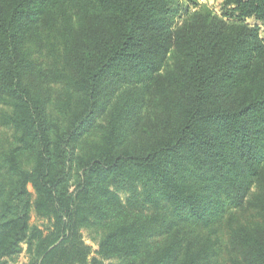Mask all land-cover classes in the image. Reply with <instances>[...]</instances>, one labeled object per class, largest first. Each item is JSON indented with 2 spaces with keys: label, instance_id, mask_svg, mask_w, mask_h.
Instances as JSON below:
<instances>
[{
  "label": "trees",
  "instance_id": "16d2710c",
  "mask_svg": "<svg viewBox=\"0 0 264 264\" xmlns=\"http://www.w3.org/2000/svg\"><path fill=\"white\" fill-rule=\"evenodd\" d=\"M0 126V264H264V0H0Z\"/></svg>",
  "mask_w": 264,
  "mask_h": 264
},
{
  "label": "rangeland",
  "instance_id": "374dc122",
  "mask_svg": "<svg viewBox=\"0 0 264 264\" xmlns=\"http://www.w3.org/2000/svg\"><path fill=\"white\" fill-rule=\"evenodd\" d=\"M197 1H200L202 3H204L203 1H206L207 5H209L212 9H214L218 14H220V15L222 14V5H223L224 0H197ZM248 22L250 24H252V25L256 24V22L253 19H249ZM168 64L169 65L172 64V60H169ZM6 133H7V130L0 126V136L1 135H5ZM31 190H32V188H31ZM254 191H255V189H253L251 191V194H250V196L248 198L249 200L252 198V194L254 193ZM122 196L124 198V194H122ZM247 203H248V201H247ZM31 223L34 224V225H40V226L43 225V221L39 220L37 218V216L35 214V211H33V213H32ZM84 238L87 240V242L89 244L93 245L95 250L97 249V245H96V243L93 240H91L88 231H84ZM27 262H28V257L26 255V253H23L20 256L19 260L16 263H13V264H27ZM111 262H114V260L106 261L105 264H110Z\"/></svg>",
  "mask_w": 264,
  "mask_h": 264
},
{
  "label": "built area",
  "instance_id": "2783aa9c",
  "mask_svg": "<svg viewBox=\"0 0 264 264\" xmlns=\"http://www.w3.org/2000/svg\"><path fill=\"white\" fill-rule=\"evenodd\" d=\"M203 2H204V3H202V2L199 1L200 4H205V5H207L206 1H203ZM208 6H209V5H208ZM209 7H210V6H209Z\"/></svg>",
  "mask_w": 264,
  "mask_h": 264
}]
</instances>
